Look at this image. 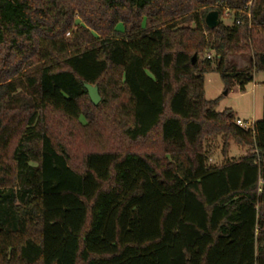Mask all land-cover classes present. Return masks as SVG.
I'll return each mask as SVG.
<instances>
[{"label":"trees","instance_id":"trees-1","mask_svg":"<svg viewBox=\"0 0 264 264\" xmlns=\"http://www.w3.org/2000/svg\"><path fill=\"white\" fill-rule=\"evenodd\" d=\"M210 71H264V0H0V264H264V98L240 126Z\"/></svg>","mask_w":264,"mask_h":264},{"label":"rangeland","instance_id":"rangeland-1","mask_svg":"<svg viewBox=\"0 0 264 264\" xmlns=\"http://www.w3.org/2000/svg\"><path fill=\"white\" fill-rule=\"evenodd\" d=\"M227 16L228 13L225 12L223 23L230 25L231 19ZM116 30L120 32L124 30L122 22L116 24ZM66 35L68 36V34ZM228 60L235 63L236 69H243L248 66L249 56L248 54H231L228 56ZM203 89L205 99L216 100L215 109L217 112L230 109L235 118L251 124L262 116L264 71L254 72L252 81L245 83L243 89L235 85L229 91H226L220 74L216 71H210L204 76ZM112 143V140H109L108 146L110 147ZM89 148L96 147L92 143H86L81 139L78 143L75 142L71 150L72 163L79 165L82 153ZM203 149L207 153V162L210 165H220L228 160H237L248 152V146L240 145L232 137L221 133H212L204 137Z\"/></svg>","mask_w":264,"mask_h":264},{"label":"water","instance_id":"water-1","mask_svg":"<svg viewBox=\"0 0 264 264\" xmlns=\"http://www.w3.org/2000/svg\"><path fill=\"white\" fill-rule=\"evenodd\" d=\"M204 23L207 28L213 29L220 23V15L217 10H211L209 11L204 18ZM195 62V56L192 57V63ZM85 89L87 90L88 96L93 104H98L100 101V96L98 93V89L96 86L85 83L84 84Z\"/></svg>","mask_w":264,"mask_h":264},{"label":"built area","instance_id":"built-area-1","mask_svg":"<svg viewBox=\"0 0 264 264\" xmlns=\"http://www.w3.org/2000/svg\"><path fill=\"white\" fill-rule=\"evenodd\" d=\"M210 55H208V57H209ZM236 124H238V125H240V126H243V127H245V128H252V125L253 124H251V123H248V122H243L241 119H239V118H236Z\"/></svg>","mask_w":264,"mask_h":264}]
</instances>
